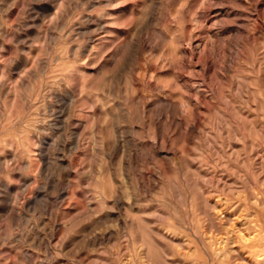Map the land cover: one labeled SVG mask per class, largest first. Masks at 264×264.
Returning <instances> with one entry per match:
<instances>
[{
	"label": "rangeland",
	"instance_id": "rangeland-1",
	"mask_svg": "<svg viewBox=\"0 0 264 264\" xmlns=\"http://www.w3.org/2000/svg\"><path fill=\"white\" fill-rule=\"evenodd\" d=\"M0 264H264V0H0Z\"/></svg>",
	"mask_w": 264,
	"mask_h": 264
}]
</instances>
